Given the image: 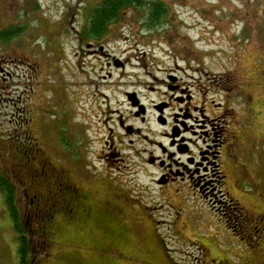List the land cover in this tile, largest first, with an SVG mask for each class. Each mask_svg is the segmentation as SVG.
I'll list each match as a JSON object with an SVG mask.
<instances>
[{"label": "rangeland", "instance_id": "374dc122", "mask_svg": "<svg viewBox=\"0 0 264 264\" xmlns=\"http://www.w3.org/2000/svg\"><path fill=\"white\" fill-rule=\"evenodd\" d=\"M101 1L0 0V30L22 29L0 41V264H20L22 236L36 264H264V0H160V24L128 8L104 37H85ZM133 91L144 120L132 118ZM189 94L215 118L222 165L163 197L160 172L137 152L163 142L153 106ZM124 117L140 133L128 135ZM12 159L47 161L90 211L19 233L5 192L25 208L26 184L10 178Z\"/></svg>", "mask_w": 264, "mask_h": 264}, {"label": "flooded vegetation", "instance_id": "af4514ba", "mask_svg": "<svg viewBox=\"0 0 264 264\" xmlns=\"http://www.w3.org/2000/svg\"><path fill=\"white\" fill-rule=\"evenodd\" d=\"M170 80L174 83L177 81L173 76ZM169 90L176 95L185 93L179 85H172ZM130 94L132 95L128 97L133 109L132 118L144 120L146 106L137 92L133 91ZM176 98L173 97L170 102L160 101L153 106L158 117H162L159 122L164 131L158 137L163 142L153 141L150 148H144L139 152L141 154L137 152L138 156L146 157L144 160L146 165L160 172L155 179V185L161 188L163 197L176 195L190 182L200 185L201 180L211 173V168L212 175L215 177L216 169L222 165L219 164L222 144H219L218 133L214 132L215 118L209 117L204 109L193 104V95ZM174 101L179 103L178 108H173ZM171 109L173 114L167 116V111ZM120 126L128 135L140 133L137 128H134L135 125L129 124V119L126 117L122 118ZM112 143L109 155L116 159L119 165L118 170H120V164H126L125 159H123L121 148L116 147L114 141ZM14 161L12 159L11 168H8L10 178L26 184L24 196L21 198L26 207L21 208L17 197L15 198V209L11 215L14 224H19L22 228H32L36 222L39 226L38 231H41V228L47 229L53 216L58 212L76 215H79L78 212H83L85 215L90 211L87 196L82 194L64 173L57 171L47 161L42 159L37 167L32 166L29 160ZM13 174L16 178H13ZM223 178L225 176L221 179ZM232 210L235 213L239 208L235 206ZM240 215V212L235 213L233 217L235 222L240 220ZM38 220L41 223L37 222ZM252 227L249 223L244 227L249 235L251 234L248 237H252V230L255 229Z\"/></svg>", "mask_w": 264, "mask_h": 264}, {"label": "trees", "instance_id": "16d2710c", "mask_svg": "<svg viewBox=\"0 0 264 264\" xmlns=\"http://www.w3.org/2000/svg\"><path fill=\"white\" fill-rule=\"evenodd\" d=\"M145 7L150 11V26L160 24L162 19L167 15L168 9L160 0H102L100 4L90 12V19L88 20L87 30H85L84 36L94 39L104 37L109 32L111 24L119 21L121 11L128 8L140 9ZM21 31L22 29L17 26H10L0 30V41L7 43L12 38L18 36ZM0 184L7 185L1 176ZM5 193L10 211L13 213L15 209L13 192L8 189ZM16 230L21 233V227L19 225L16 226ZM38 237L41 240L43 239L40 235ZM20 241V264H36L35 258L29 257L33 251L35 252V249H32L28 245L25 236L20 237ZM45 245L46 243H43L39 246L43 253L47 251Z\"/></svg>", "mask_w": 264, "mask_h": 264}]
</instances>
